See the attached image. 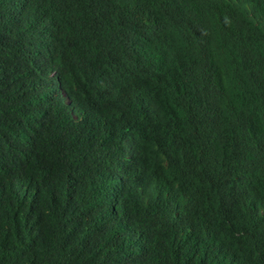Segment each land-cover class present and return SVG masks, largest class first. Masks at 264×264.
Masks as SVG:
<instances>
[{"label":"trees","instance_id":"16d2710c","mask_svg":"<svg viewBox=\"0 0 264 264\" xmlns=\"http://www.w3.org/2000/svg\"><path fill=\"white\" fill-rule=\"evenodd\" d=\"M82 1L84 21L56 27L49 0H0V264L120 260L127 253L124 238L115 240V227L105 216L108 194L120 186L129 210L159 224V213L182 205L201 220V242L235 264L260 261L264 232L245 226L242 211L230 207L211 181L202 178L194 187L181 184L164 196H156L151 188L160 176L188 184L199 177V168H187L186 161L182 167L187 169L155 167L172 141L164 105L179 99L192 85L206 49L198 19L181 21L166 5L164 16H156L160 0H125L144 48L137 60L138 43L130 45L107 31L111 21L128 14L127 9L104 0ZM213 31L246 40L242 48L258 56L248 89L260 86L264 81V0L225 2L214 17ZM69 37L71 58L66 52ZM91 59L112 63L119 73L108 97L74 102L83 112L75 117L72 105L53 89L71 82L77 62ZM81 90L71 88L76 96ZM143 120L148 126L141 148L145 157L135 158L130 175L109 166L98 154L113 155L117 147L101 143L142 135ZM121 121L129 123L127 131H122ZM148 197L151 203L146 202ZM97 207L99 215L94 212ZM193 241L177 250L179 263L207 264L206 250L200 255L186 252V244ZM175 243L174 237L158 228L140 261L130 257L124 264H173L169 248Z\"/></svg>","mask_w":264,"mask_h":264},{"label":"clouds","instance_id":"9594fccd","mask_svg":"<svg viewBox=\"0 0 264 264\" xmlns=\"http://www.w3.org/2000/svg\"><path fill=\"white\" fill-rule=\"evenodd\" d=\"M104 1L127 9L128 14L111 21L107 31L124 38L130 45L138 43L140 52L136 59L139 60L144 48L133 26L132 8L125 0ZM232 1L160 0L156 4V16H164L166 5L181 17V21L198 19L206 49L198 69L194 70L192 85L181 93L179 99H169L164 105L170 118L172 141L165 145L155 165L161 169L199 168V177L194 183L188 184L176 177L160 176L161 179L152 183L151 188L156 196H164L177 191L181 184L194 187L201 183L202 178H206L217 187L230 207L237 206L242 211L241 220L245 226L250 225L264 232V81L260 86L248 89L257 70L258 56L242 48L246 40L219 35L213 31L216 13L225 2ZM49 2L54 26L64 27L69 21H84L86 8L82 0ZM250 12L257 22L262 21L252 9ZM120 29L122 32L117 34ZM67 44L66 52L71 58V37ZM118 73V66L102 63L98 59L77 62L71 82L59 84L53 90L64 98L65 103L72 105L73 116L81 117L83 112L74 102L88 100L90 96H97L98 99L108 97L113 91ZM89 75H92L91 80L88 79ZM98 81L102 85H95ZM73 87L82 88L79 96L71 92ZM144 124L142 135H130L101 143L116 146L115 154L101 152L98 155L109 166L123 169L130 175L135 158L145 157L141 154V148L148 126L145 121ZM120 125L122 131L128 130V122L121 121ZM184 161L188 164L187 168L182 167ZM122 191L123 187L120 186L116 192L108 194L110 202L105 207L106 221L115 227L114 238L116 241L124 238V251L127 252L120 260H113L112 264H124V260L130 257L137 258L139 262L144 251L152 246L158 228L165 236L175 238L176 243L169 248L173 264H180L177 250L190 239L194 241L186 244L187 253L194 250L200 255L206 250L209 254L207 264H235L231 258L223 257L220 250L200 241L201 220L186 207L173 205L165 209L159 213L160 221L156 224L148 217L129 210L121 197ZM151 201L150 197L146 199L147 203ZM94 212L99 215V208ZM102 234L107 235V232ZM252 261L254 264H264V256L258 262Z\"/></svg>","mask_w":264,"mask_h":264}]
</instances>
